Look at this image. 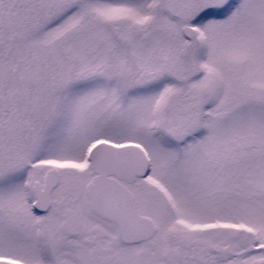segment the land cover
Here are the masks:
<instances>
[{
    "label": "snow or ice",
    "instance_id": "snow-or-ice-1",
    "mask_svg": "<svg viewBox=\"0 0 264 264\" xmlns=\"http://www.w3.org/2000/svg\"><path fill=\"white\" fill-rule=\"evenodd\" d=\"M0 264H264V0H0Z\"/></svg>",
    "mask_w": 264,
    "mask_h": 264
}]
</instances>
